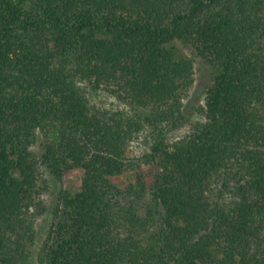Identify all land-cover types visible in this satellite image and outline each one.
I'll use <instances>...</instances> for the list:
<instances>
[{
  "label": "trees",
  "instance_id": "16d2710c",
  "mask_svg": "<svg viewBox=\"0 0 264 264\" xmlns=\"http://www.w3.org/2000/svg\"><path fill=\"white\" fill-rule=\"evenodd\" d=\"M0 264H264V0H0Z\"/></svg>",
  "mask_w": 264,
  "mask_h": 264
},
{
  "label": "rangeland",
  "instance_id": "374dc122",
  "mask_svg": "<svg viewBox=\"0 0 264 264\" xmlns=\"http://www.w3.org/2000/svg\"><path fill=\"white\" fill-rule=\"evenodd\" d=\"M179 47L183 53L195 59L196 82L195 86L191 90L190 96L186 99L187 122L178 129L171 132L170 139L173 141L186 136L190 132L191 126L202 117L199 115L197 109L200 107V105L205 103V86L211 81V70L208 65L199 60V58H195V53L190 47H186L182 44L179 45ZM135 173L136 172L133 170H128L118 179L117 182L125 187L134 181ZM82 175L83 172L81 170H76L71 174L66 175L62 182H59L54 178V176L48 173L47 179L49 181V188L46 190L43 197L49 212L38 221V229L42 237L45 235L47 227L51 223V212L58 202V194L60 193L61 187L72 192L78 191L81 186Z\"/></svg>",
  "mask_w": 264,
  "mask_h": 264
}]
</instances>
